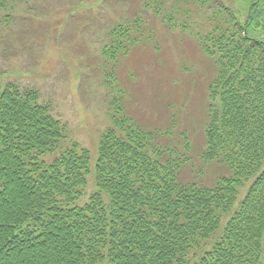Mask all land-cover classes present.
<instances>
[{
    "label": "trees",
    "instance_id": "1",
    "mask_svg": "<svg viewBox=\"0 0 264 264\" xmlns=\"http://www.w3.org/2000/svg\"><path fill=\"white\" fill-rule=\"evenodd\" d=\"M10 1L0 0V9ZM245 2L244 24L231 13L233 28L226 22L196 38L215 71L200 157L228 173L211 186L186 177L185 134L148 128L115 100L100 140L97 191L78 206L91 153L62 145L68 126L39 91L0 86V264H264V40L249 34L264 10L262 0ZM139 22L112 25L107 63L96 58L93 68L117 67L152 44Z\"/></svg>",
    "mask_w": 264,
    "mask_h": 264
},
{
    "label": "rangeland",
    "instance_id": "2",
    "mask_svg": "<svg viewBox=\"0 0 264 264\" xmlns=\"http://www.w3.org/2000/svg\"><path fill=\"white\" fill-rule=\"evenodd\" d=\"M262 6L264 10V0ZM245 7V0H216L205 6L195 0H11L7 9H0V86L15 83L39 91L41 102L68 126L62 145L77 142L91 153L88 186L76 205L90 202L97 191L100 140L112 127L115 100L148 128L168 126L171 133L189 138L187 178L211 186L216 177L228 174L200 157L208 86L215 71L196 38L226 22L233 28L231 13L244 24ZM136 19L141 29L152 32V44L140 46L135 57H123L117 67L112 62L108 69L93 68L96 58L107 63L102 53L112 25L131 26ZM260 22L249 34L264 40V16ZM178 142L175 136V148L184 152ZM45 160L51 163L54 156ZM253 180L240 190L234 211Z\"/></svg>",
    "mask_w": 264,
    "mask_h": 264
},
{
    "label": "bare ground",
    "instance_id": "3",
    "mask_svg": "<svg viewBox=\"0 0 264 264\" xmlns=\"http://www.w3.org/2000/svg\"><path fill=\"white\" fill-rule=\"evenodd\" d=\"M92 194H93V193H92ZM92 194H91V195H92Z\"/></svg>",
    "mask_w": 264,
    "mask_h": 264
}]
</instances>
